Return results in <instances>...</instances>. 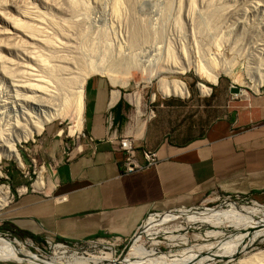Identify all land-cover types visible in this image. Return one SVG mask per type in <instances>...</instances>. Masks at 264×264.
<instances>
[{
	"label": "rangeland",
	"instance_id": "374dc122",
	"mask_svg": "<svg viewBox=\"0 0 264 264\" xmlns=\"http://www.w3.org/2000/svg\"><path fill=\"white\" fill-rule=\"evenodd\" d=\"M82 1H85L84 4H81L83 3ZM113 1L77 0V5L80 8L78 6L75 9L73 7L70 8V5L68 6V0H0V112L7 113L6 115L10 116V118L20 117L24 121L26 119L29 121V117L30 119L36 117L39 114L40 103L34 97H38L39 93L32 92L27 87V85L30 86L36 83L39 80L37 77H40V67L39 65L37 66L35 60L40 57L44 60L49 57L57 59L59 55L60 57L62 55V58H65L66 55L69 58L68 61L71 58L74 60L79 57L80 61L83 60V62L86 61L87 63L98 61L102 56L108 61H115L119 56H125L123 58L125 59L128 55L129 57L134 55V60L140 61L139 63L146 67L144 72L133 69L132 77L124 91L128 100L135 101L139 99L141 115L139 116L140 118L136 119H141L142 121L145 119L147 111L151 109L154 112V118L151 119L152 122L168 126V129L174 127L173 129H178L188 136H193L203 129L208 119L213 116L211 112L214 111L212 110L213 106L221 105L223 107L230 102L240 101V99L264 97V83L258 89V92L255 93L251 89L252 83L246 76V71L252 74H259L264 71V0H120V9L118 8L117 14H111ZM85 7L88 12L85 11ZM20 11L29 13L26 21L21 17ZM8 18L21 23L25 22L28 25L31 24L30 26L34 25L42 29V32L44 30L43 33L45 34L43 36H47L50 39L53 38L55 41L54 46L57 48L54 49L53 47L51 49L53 51H51L50 48H45L37 41L35 43V41L21 37L20 34H15V31H12L9 27ZM53 24L58 27L61 26L60 28L63 31L65 30L66 34L63 33L61 35L57 31L54 34ZM142 24L147 34L146 37L144 36L145 38L141 39L145 40L141 41L140 39V42L137 43L138 46H130V44H127L129 43L130 34L135 26ZM146 40L148 41L146 42ZM101 42L102 45H100ZM81 48L82 51H80ZM167 52L170 53L169 56L171 58ZM67 58L65 59L67 60ZM73 60L71 59L70 61L73 62ZM210 60L218 68H221L222 65H224L222 68L231 66L232 68L230 67V69L234 70L235 78L232 79L219 72L217 85L212 86L205 81H200L192 69L178 73L170 72L174 66L175 68L178 66L185 67L187 63L197 61L207 66ZM175 71L177 72V70ZM13 72L17 75L15 76ZM155 72L159 74H157L158 78L153 77L149 83L148 78L151 73L154 75ZM12 74L16 79L12 77ZM30 74L35 75L32 76ZM29 75L30 77L27 79ZM30 78L33 79L30 81ZM162 78L183 82L187 87L188 97L161 96L157 91V82ZM117 79L125 82V79L123 77L120 78V75L117 76ZM235 79L237 82L234 81ZM32 82L33 84H31ZM38 83L37 85H40ZM198 83L204 84L210 89V92L201 94L197 88ZM17 84L18 86L15 87ZM230 87L243 90L246 95H232L229 93ZM131 105V116L135 118L136 109L133 104ZM67 128V121L55 120L45 125L42 133L34 136L32 140L17 144L16 149L24 165L23 169L18 168L12 161L0 160V187H7L9 191V202L0 209V218L17 199L18 195H24L31 191L40 192L31 186L43 169L44 188L50 187V177L54 169V163H49L45 160V146L42 140L47 137L59 139L64 144L67 143L72 149L78 143L75 138L77 134L70 137ZM60 131L61 134H59ZM23 188L25 191H22ZM196 207H199L196 212L201 214H206L215 209L225 210L236 207H262L264 209V199L240 197L238 200L225 201L222 196L210 195L206 196ZM193 212L195 211L188 209L182 213H167L156 219L151 218L147 222L145 219L144 228L140 229L136 234L140 238L139 244L147 251L153 249L154 252H170L174 254L181 252L186 247L205 246L213 243L214 239L204 238L207 232L223 231L228 234L233 231L230 227L222 226H190L174 242L177 245L171 244L162 236L154 238V241L158 244H154L151 239L145 237V232L150 230H178L181 233L180 227H186L187 224L185 216L187 217ZM7 230L8 226L0 221V235L2 238H7L3 234H9L10 237L7 239L10 241L16 239L26 250L45 259L59 256L55 247L63 246L67 249L65 250L67 252L64 255L65 257L71 255L99 256L102 253H110L114 259L120 260L125 257L128 248L131 246V243L128 244L124 241L117 242L113 246V241L108 238L92 239L77 246L72 245V243L50 239V244L47 245L44 239L25 238L14 235ZM182 242L184 244H181ZM25 243L29 247H26ZM213 245H215L213 250L217 251L219 248L217 246L219 245ZM247 251V255L238 254L233 257H226L212 264H237L240 260H247L253 254L264 251V235L252 241ZM0 264L15 263L0 262Z\"/></svg>",
	"mask_w": 264,
	"mask_h": 264
},
{
	"label": "crops",
	"instance_id": "0c3cea01",
	"mask_svg": "<svg viewBox=\"0 0 264 264\" xmlns=\"http://www.w3.org/2000/svg\"><path fill=\"white\" fill-rule=\"evenodd\" d=\"M126 87L97 75L86 80L78 133L93 143L79 141L65 161L61 140H42L54 163L50 187L18 195L0 218L7 231L65 243L125 240L150 213L187 210L206 196L264 199V97L213 106L203 129L188 136L132 117L138 99L128 100ZM121 137L133 140L140 164L143 149L156 152L158 163L122 174Z\"/></svg>",
	"mask_w": 264,
	"mask_h": 264
},
{
	"label": "bare ground",
	"instance_id": "6f19581e",
	"mask_svg": "<svg viewBox=\"0 0 264 264\" xmlns=\"http://www.w3.org/2000/svg\"><path fill=\"white\" fill-rule=\"evenodd\" d=\"M68 1H69L68 6L70 5L69 6L70 8L71 7L75 8V7L79 6V5H77V0H68ZM79 2H81V1H79ZM82 2L83 3H81V4H84L85 1H82ZM113 2H114L113 5L111 4V7H112L111 8V11H112L111 14H117L118 10L120 9L119 8V2L121 4V1L120 0H114ZM78 8H80V6ZM82 9H83V7H82ZM92 9H91V11H93ZM72 10H74V9H72ZM86 10H87V8L85 9V11ZM86 12H88V11H86ZM21 14H19V15H21V17L23 19H25V21H26V19L29 17V15H27V14H29V13H27V12L22 13L21 12ZM84 15H86V14H84ZM2 17H4V16H2ZM30 17H31V15H30ZM8 19H6V20H8L9 27L12 31H15L14 32L15 34H20L21 37L23 36L24 38H27L28 40L35 41V43L37 41V42H39V44L45 46V48L46 47H48L47 49L50 48V50L53 47H54V49L57 48L54 46L55 41L53 40V38L50 39L47 36H45V37L43 36V34H45V33H43L44 30L42 32V29L35 27L33 24H32L33 26H30L31 24L28 25L25 22L21 23L20 21H14L12 19L10 20V18H8ZM83 21H84V19H83ZM53 22L55 23L54 20H53ZM55 25L53 24L54 34L56 31L61 33V35L63 33H65L64 32L65 30L63 31L60 28L61 26L58 27ZM137 26H135V28L132 31V33L130 34V36L128 35L130 38H129V43H127V44H130V46L131 45L138 46L137 43L140 42V39L146 37L147 33H146V30L143 28V24L139 25L138 27ZM72 28H73V26H72ZM102 28H104V27H102ZM150 30H151V28H150ZM65 34H64V37H65ZM61 35H60V37H61ZM10 37H12V36H10ZM64 37H63V39H64ZM55 39H57V38H55ZM78 39H80V38H78ZM10 40H11V38H10ZM142 40L143 39H141V41ZM147 41L148 40H146V42ZM79 42H80V40H79ZM141 43H139V44H141ZM24 45H25V43H24ZM100 45H102V42ZM113 46H114V44H113ZM130 46H129V48H130ZM120 47H121V45H120ZM34 48H36V47H34ZM82 48L80 49V51H82ZM13 49H14V47H13ZM59 49L61 50V48H59ZM51 51H53V50H51ZM33 52H34V50H33ZM27 53L29 54V52H27ZM105 53H106V51H105ZM133 54H134V52H133ZM169 54L170 53H168V56H169ZM25 55H27V54H25ZM106 55H108V54H106ZM133 56L129 57V55H128L125 59H123L125 56H122V57L119 56V58H117V59L114 58L115 61L114 60L108 61V60L104 59V57L102 56L100 59L98 57V59H99L98 61L97 60L96 61L90 60L91 62L88 61L89 63H87L86 61L83 62L82 59H81L82 61H80L79 57L78 58L75 57V58H77V59H74L75 61L73 60V58H71L73 60V62L70 61L71 59L68 61L69 58H67L66 55H65V58H67V60L64 57L62 58V55H61V57L59 55V57L57 59L56 58L51 59L49 57V58H47V60H44L39 56L40 58H37V60H35L37 66L39 65V67H40V77L39 76L37 77L39 80H37L36 83H34L35 85L33 84V82L31 83L33 85H30V84H29L30 86L27 85V87H29L28 90H31L32 92H38L39 93L38 97H36V96L34 97V98H37V100L40 103L39 114L36 117H32L31 119L29 117V121L27 119H26V121H24V120H21L20 117L10 118V116L6 115L7 113L0 112V160L5 159L7 161H12L13 163H15L17 165L18 168L23 169L24 165L20 159L19 153L16 149V145L19 144L20 142H27L29 140H32L34 136H37V135L42 133L45 125L51 123L52 121H55V120L67 121L68 122L67 132H68V135L70 137H72L76 133H78L80 131L81 125H82L83 88H84V84H85L86 80L89 77H91L92 75L93 76L98 75V76H101V77L108 79L110 81V83L114 86H122V87L127 86L129 80L132 77L131 73H132L133 69H137L141 72H144L145 68H146L145 65L142 66V64L139 63L140 61L138 62L136 60L137 63H135L136 61L134 60ZM81 62H83V63H81ZM213 63L214 62H211V60H210V63H208L210 66L207 64H206L207 66H205L204 64H201L200 62L197 61V62H193V63H187L185 67L178 66L175 68V66H174L173 69H171V68H169V69H171L170 72H172V73L184 72V71H189L190 69H192L194 71L195 76L200 81H205L206 83L211 84L212 86L217 85L219 72H222L225 76H229L232 79L235 78L236 75L234 74V70L230 69L231 66H229L228 68H222V66H224V65H222L221 68H218V66L216 64H213ZM175 70H177V72ZM13 74H14V72H13ZM13 74H12V77H13ZM27 74H29V72H27ZM157 74H158L157 72H155L154 75L151 73V76L148 78L149 83L151 82V79L153 77L158 78L159 74L158 75ZM30 75H32V74H30ZM30 75L27 76V79H28V77H30ZM34 75L35 74H33L32 76H34ZM118 75H120V78L123 77L125 79V82H121L120 80H118L117 79ZM246 76L248 77V79L252 83L251 89L253 90V92H255V93L258 92V89L264 83V71H263V73H259V74H252L249 71H246ZM33 78L35 79V77H33ZM33 78H30V81ZM14 79H16V77ZM234 81L237 82L236 79ZM38 82H40V83H38ZM37 83L40 85H37ZM157 84H158L157 91L163 97L177 96L180 98H185L188 96V90H187L186 85L179 80H165L164 78H162V79L158 80ZM17 86H18V84L15 87H17ZM197 88L201 94H208L210 92V89L201 83L197 84ZM240 91H241L240 92L241 96L246 95V94H244L243 90H240ZM153 96H155V95H153ZM134 104H135V109H136L135 113L136 114L138 113L139 115H141L140 110H139V99L136 100ZM59 134H61V131L59 132ZM43 170L41 172H39L35 183L31 186L36 191H41L44 189V184H43L44 183V171ZM22 191H25V189L23 188ZM8 202H9L8 188L7 187H0V209L2 207L6 206V204H8ZM183 211L184 210H181V211L176 212V213H182ZM175 218H176V216H175ZM185 221L187 224L185 223L186 227H180V230L182 231L181 233H179L178 230H169V231L164 230V229L159 230V231H155V230L151 231L150 230V231L145 232V234H146L145 237L147 239H151L154 244H158L154 241V238L162 236L166 241H169L171 244L177 245L174 242H176L177 238L181 234H184V232L190 226H194V225H196V226L207 225V226H212V227L222 226V227H230V228H232L231 230H233V231L231 233H228V234H225L223 231L207 232V233H205L204 238H207V239L211 238L212 240L214 239L215 241L213 243H210V244L205 245V246H197V247H191V248L186 247V248H183L181 252L174 253V254L170 253V252L169 253L154 252L153 249L147 251L146 249H144V247L141 244H139L140 238L137 237L134 239L133 243L128 248L127 253L125 254V257L120 259V260L114 259L110 253H102V254H99V256H93V255L91 256L90 255V256L84 257V256L71 255L69 257H65L64 255L67 253L65 250H67V249L63 246H61V247L56 246L55 247V249L58 250L59 256H55V257H52L50 259H45V258L40 257L37 254L31 253L30 251L26 250L25 247L22 246V244L20 242H18L16 239L10 241L7 238H2L0 235V262L1 263H15V264H212L213 262L218 261V260H223L226 257H233V256L238 255V254L247 255L248 254L247 250L249 249L250 244H252V241H254L256 238L260 237L261 235H264V209L262 207H258V208L257 207H252V208L236 207V208L225 209V210L215 209V210H212L206 214H203V213L201 214L199 212H193V214H190L187 217L185 216ZM182 239H184V238H182ZM181 244H184V243L182 242ZM213 244L219 245V246H217V247H219L217 251L213 250V248H215V245H213ZM25 245H26V247H29L26 243H25ZM237 264H264V251H260L258 253L253 254V256L248 257L247 260H245V259L240 260Z\"/></svg>",
	"mask_w": 264,
	"mask_h": 264
},
{
	"label": "built area",
	"instance_id": "2783aa9c",
	"mask_svg": "<svg viewBox=\"0 0 264 264\" xmlns=\"http://www.w3.org/2000/svg\"><path fill=\"white\" fill-rule=\"evenodd\" d=\"M152 118H154V112H153V110L149 109L145 115V120L150 121ZM75 138L78 142L85 139V140L89 141L90 143H93V140L83 132L78 133ZM116 148L118 151H120L123 154V161L121 164V172L124 175L143 171L145 169H148L150 167L155 166L158 163L156 152L143 149V150H140V152H139L142 159H143V164H140L137 160L138 150L135 147L133 140L129 137H121V138L117 139ZM71 151H72V149L70 148V146L67 143L64 144L62 156L64 157L65 161H68ZM33 192H35V191H33ZM222 198L225 201H230L232 199L238 200L240 197L239 196H222ZM188 209L196 212L199 210V207L187 208V210ZM179 210H185V209H178V210L167 211V212H163V213H150L146 217V222L151 218L156 219V218H159L160 216H164V214L176 213ZM145 224L146 223H144V221H143L140 224V226L136 229L134 234L129 239H125V240H120V239H116V238H108V239H111L113 241V246L115 243L123 242V241L127 242L128 244H130V243L132 244L134 239L137 237L136 236L137 232L140 229L144 228ZM141 232H142V230H141ZM3 236H5L7 238L10 237L9 234H3ZM49 240H50V238H46V239H44V242L47 245H49L50 244ZM84 242H88V241H84ZM84 242H75V243H72V245L77 246L78 244H81Z\"/></svg>",
	"mask_w": 264,
	"mask_h": 264
},
{
	"label": "water",
	"instance_id": "95a60500",
	"mask_svg": "<svg viewBox=\"0 0 264 264\" xmlns=\"http://www.w3.org/2000/svg\"><path fill=\"white\" fill-rule=\"evenodd\" d=\"M240 92L241 91L236 87H230V89H229V93L232 95H238V94H240Z\"/></svg>",
	"mask_w": 264,
	"mask_h": 264
}]
</instances>
